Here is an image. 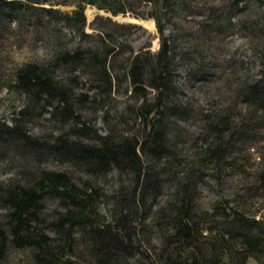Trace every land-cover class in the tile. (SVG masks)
Returning a JSON list of instances; mask_svg holds the SVG:
<instances>
[{
    "label": "trees",
    "instance_id": "obj_1",
    "mask_svg": "<svg viewBox=\"0 0 264 264\" xmlns=\"http://www.w3.org/2000/svg\"><path fill=\"white\" fill-rule=\"evenodd\" d=\"M126 1L0 0V21L32 12V24L50 46L45 56L0 73V90L22 99L9 119L0 115V152L10 149L0 159L20 173H0V264L14 249L27 250L29 264H264V216L249 212V196L220 193L208 209L197 204L208 170L222 177L252 130L264 129V76L239 90L246 115L229 107L201 109L200 149L183 153L180 120L193 105L178 83L177 44L163 16L186 2L147 0L154 4L135 11ZM71 2V11L42 5ZM88 4L155 18L160 47L137 49L130 39L137 25L109 15L97 16L89 32ZM224 13L212 8L211 17L235 24L231 12ZM261 22L264 36V11ZM202 24L208 31L209 20ZM117 93L126 99L115 117ZM99 112L104 133L95 124ZM43 119L51 128L35 132ZM30 153L39 166L22 167ZM47 157L82 170L83 183L66 168L43 167ZM113 172L116 187L108 191ZM256 179L253 195L260 194L264 207V169ZM50 200L55 205L47 210Z\"/></svg>",
    "mask_w": 264,
    "mask_h": 264
},
{
    "label": "rangeland",
    "instance_id": "obj_2",
    "mask_svg": "<svg viewBox=\"0 0 264 264\" xmlns=\"http://www.w3.org/2000/svg\"><path fill=\"white\" fill-rule=\"evenodd\" d=\"M185 2V9L178 8L173 12H167L163 16V22L166 34L177 44L178 83L185 92L184 99L189 100L193 105L189 117L180 120L186 127V133L182 136L183 145H180V148L183 153H193L199 150L202 144L199 135L201 109L208 112L221 106L233 108L236 114L240 112L239 114L245 113L246 115L248 113L247 102L242 99L239 90L248 81L264 76V53L262 51L264 36L261 31L264 2L263 0H185ZM126 4H133L134 10L140 11L145 8L149 9L154 3L147 2V0H127ZM42 5L65 11H71L76 7L74 2ZM217 7L223 14L231 12L235 24L230 26L226 21L214 20L211 17L212 8ZM85 12L87 15L86 29L89 32L95 30L92 23L97 16L109 15L114 20L137 25L130 34V39L137 49L145 47L156 51L160 47V32L153 17L137 16L132 10L114 14L92 4L87 5ZM32 18H34L32 12L27 11L20 21L13 20L12 23L5 20L0 21L2 29L0 33V73L4 72L8 75L19 62L36 56H45L49 51L50 46L35 29ZM136 18H143V24L135 23ZM205 19H208L210 23L208 31L201 29L202 21ZM151 21L155 25L154 30L146 26V22ZM69 34L74 36L75 31L70 29ZM121 94L123 93L120 95L117 93V98L114 100L115 117L124 107L126 97ZM21 104L22 99L19 94L6 87L0 90V115L4 118L9 119L13 110ZM99 114L101 112L98 113L95 124L99 131L107 132V123ZM236 114L232 122L234 125L239 122ZM51 124L48 120H40L35 125L34 131H48ZM7 150L10 152V149L3 148L0 156L4 153L8 154ZM20 163L22 167L39 166L37 157L31 153L20 160ZM7 165L9 162L4 164L0 159V173H3L4 178L20 176L16 168H9ZM41 165L47 168H66L81 184L85 179L82 170L68 163H60L54 158L47 157ZM261 169H264V129H253L251 137L243 144L237 158L232 164L227 165L223 172L221 171L222 177H217L214 171L208 170V174L200 185L198 208H210L213 200L220 193L230 197L243 195L249 196L247 206L249 212L255 213L258 217L264 216L260 194L255 192L256 194L253 195L252 191V187L258 188L260 181L256 179V172ZM114 175L115 172L110 175L109 183L104 185L108 191L113 189L112 186L116 187ZM48 204L47 210H51L54 208L55 201L50 200ZM1 210L0 207V212ZM102 210L108 214L105 204L102 205ZM28 253L27 250L14 249L9 253L6 264H29ZM250 264L256 263L251 261Z\"/></svg>",
    "mask_w": 264,
    "mask_h": 264
},
{
    "label": "bare ground",
    "instance_id": "obj_3",
    "mask_svg": "<svg viewBox=\"0 0 264 264\" xmlns=\"http://www.w3.org/2000/svg\"><path fill=\"white\" fill-rule=\"evenodd\" d=\"M144 19L142 18L141 19V22L143 21ZM155 22V20H154ZM143 24V23H142ZM156 25V24H155ZM155 25L154 23L151 21V22H146V26L150 29V30H154L155 29Z\"/></svg>",
    "mask_w": 264,
    "mask_h": 264
},
{
    "label": "water",
    "instance_id": "obj_4",
    "mask_svg": "<svg viewBox=\"0 0 264 264\" xmlns=\"http://www.w3.org/2000/svg\"><path fill=\"white\" fill-rule=\"evenodd\" d=\"M135 22L139 23V24H142L141 19H138V18L135 19Z\"/></svg>",
    "mask_w": 264,
    "mask_h": 264
}]
</instances>
